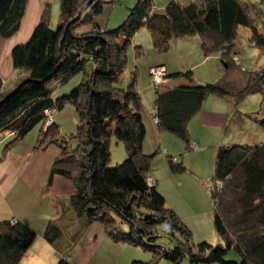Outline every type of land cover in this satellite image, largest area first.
I'll return each instance as SVG.
<instances>
[{"label": "trees", "instance_id": "16d2710c", "mask_svg": "<svg viewBox=\"0 0 264 264\" xmlns=\"http://www.w3.org/2000/svg\"><path fill=\"white\" fill-rule=\"evenodd\" d=\"M28 2L0 0V39H10L19 31ZM89 2L59 0L55 29L48 25L49 4H45L29 39L13 48V67L27 77L0 93V141L9 138L0 163L14 144L40 124L38 145L48 140V145L62 152L53 162L48 184L55 175L72 182L69 204L84 227L99 224L113 243L141 247L152 254L150 262L132 264H157L159 259L179 264L185 257L188 264H264V142L218 147L208 192L214 228L223 245L192 244L189 228L147 177L159 151L143 153L146 129L141 114L131 107L138 95L136 73L126 87L120 83L126 50L141 30L149 33L153 48L161 53L173 41L198 37L203 57H217L223 77L199 84L189 69L164 71L163 83L152 87L156 127L180 140L185 154L190 152L188 123L209 96L230 99L235 107L250 95L264 98V71L246 73L241 61L240 66L234 62L239 57L235 39L240 28L248 31L250 45L264 53V1L252 5L243 0H169L157 11L153 0H135L126 19L112 29L98 21L105 1ZM155 68L162 67L151 66L149 73ZM239 71L248 77L241 88L231 89L230 77ZM75 76L80 82L74 90L51 98L58 85ZM171 79L183 83L172 86ZM66 106L76 112V132L58 137L56 116ZM48 111L54 112V123L45 130ZM246 117L264 131V117ZM112 139L122 143L125 152L124 159L114 165L109 151ZM183 154L175 160L166 156L172 174L186 171L180 160ZM163 236L175 242L172 249L158 245ZM35 237L20 220L1 221L0 264H20ZM43 238L56 255L62 254L56 264H72L70 248L59 249L62 236L55 221L46 223ZM231 251L238 259L228 257Z\"/></svg>", "mask_w": 264, "mask_h": 264}, {"label": "crops", "instance_id": "0c3cea01", "mask_svg": "<svg viewBox=\"0 0 264 264\" xmlns=\"http://www.w3.org/2000/svg\"><path fill=\"white\" fill-rule=\"evenodd\" d=\"M168 1L153 0L155 10L161 11ZM43 2L42 0H37L36 3V0H32L33 12L31 17H28L26 15L30 4L29 0L19 31L10 39H0V93L9 92L27 77L25 72L14 69L11 53L15 46L24 44L29 39L40 20L45 6ZM123 15L124 12H119V16L123 17ZM136 37L137 35L133 43L137 41ZM196 39L191 38L173 42L175 45H181L182 48H185L196 41L199 44ZM210 58L214 57L204 58V60ZM160 66L169 74L182 72L187 69L192 71L190 66L184 65V63L176 65V68L175 66L168 67L165 64ZM201 71L205 74L199 77H194L192 71L195 83L202 84L205 82L204 80H208L209 74L207 73L206 75V70L201 69ZM204 75L206 76L204 77ZM234 75L236 73L230 79ZM179 83H183V81L181 79H171L168 82L172 86H176ZM73 84L60 87L57 94L66 93V90L71 88ZM139 100L140 98L137 95V98L131 102V107L141 114L146 129L143 153L148 155L157 149L159 151L150 162L147 177L151 182L155 183L159 192L164 196L167 206L173 209L182 220L185 219L187 221L190 215H193L191 214L192 206H197L196 194L200 191V183L196 175L188 170L191 163L187 160L188 168L185 165V172L181 174L171 173L166 156L177 158L183 154V143L174 136L158 130L152 120L154 101L148 111ZM58 122V117L56 116L57 125ZM251 127V122L245 114L240 112L238 107H235L232 100L209 96L203 102L201 110L188 123V134L193 149L186 154L191 152L197 155L204 154V157L207 158L215 155L218 147L233 144L232 142L237 139H239L240 143L261 141H257L254 138V134H249ZM255 128L256 126H254L253 131H256ZM32 133L34 132H29L21 142L14 144L0 163V222L20 220L35 232V240L21 262L31 259L38 264H56L58 261L57 253L54 247L43 238L45 227L40 229V225L45 224V222L37 219V198L42 200L52 197L57 191L59 183L67 180L55 175L51 178V184H48L52 163L58 156L52 148L53 146L48 145V140H45L40 146L38 145L39 131L38 134L35 133V138L32 137L34 135ZM5 138L0 141V155L2 152L1 147L3 148V145L9 139ZM37 146L40 148H37ZM186 154H183V159ZM121 156L123 157V155ZM190 193H193L195 197ZM71 217L74 218L75 215L72 213ZM76 225L78 230L74 238L70 237L71 243H66L62 237L60 242L62 246L59 248L61 250L70 248L69 253L72 264H92L90 260L92 250L95 253L97 245L105 241H108L114 247H129L126 244L113 243L105 234L104 228L99 224L95 223L89 227H84L82 221L78 218L76 219ZM71 240L74 241L72 242ZM81 240H84L82 244ZM133 258V255H129V261Z\"/></svg>", "mask_w": 264, "mask_h": 264}, {"label": "rangeland", "instance_id": "374dc122", "mask_svg": "<svg viewBox=\"0 0 264 264\" xmlns=\"http://www.w3.org/2000/svg\"><path fill=\"white\" fill-rule=\"evenodd\" d=\"M43 5L49 4L48 14H49V22L48 25H52L51 29H55L59 19V0H42ZM105 3L103 5V12L100 15L98 21L102 26H109V28H113L120 23H122L127 16V9L134 5L135 0H104ZM189 1V0H187ZM248 4L258 5L261 1L264 0H243ZM32 0H30V4L28 6L27 15L31 17V13L33 12V5L31 4ZM37 3V0H36ZM128 3V4H125ZM124 4V5H123ZM129 5V6H125ZM131 5V6H130ZM123 17L119 16V12H123ZM113 14V16H112ZM117 21V22H116ZM261 24L264 25V11L261 16ZM80 27L76 30H80ZM137 41H134L131 46L126 50V64L123 72V76H121L120 80L123 87H126L129 83L133 72L136 73V91L138 93V97L140 98V103H142L143 107L147 108L149 111V107L153 105L154 101V91L152 90V82L149 74V67L156 65L165 64L168 67L176 68V65L180 63H184V65H189L194 73V77L203 76V71L201 69L206 70L209 74L208 80H204V83H214L221 79L224 75L223 67L217 57L205 59L200 50L199 44L196 41L194 44L182 48L181 45H175L174 42L170 43L169 48L166 52L161 53L155 50L152 46L151 38L149 33L143 29L137 34ZM196 40L199 41L198 37ZM135 39V40H136ZM134 47H139L138 49H134ZM235 49L239 52V58L241 61L242 68L247 71L246 73H251L255 71H264V53L258 48L252 47L249 42V33L247 30L240 28L237 33V37L235 39ZM236 64V63H235ZM240 66V64H236ZM236 73V72H234ZM245 72H238L230 82L232 84L231 89L241 88L246 79L247 75H243ZM245 73V74H246ZM204 75V77L206 76ZM242 77H241V76ZM25 79V78H24ZM80 82L79 76H75L67 81L63 85H58V88L65 87L66 85L73 84V86L67 89L66 93H70L74 90L75 87ZM202 83V84H204ZM243 84V85H242ZM121 85V84H120ZM242 85V86H241ZM74 87V88H73ZM58 88L52 93V99H55V95H57ZM62 94V93H61ZM59 94V95H61ZM60 97V96H57ZM264 98L262 99L261 95H250L246 97L243 101L240 102L238 108L240 112L243 114L251 116H257L259 119L264 117ZM52 113L48 112L45 119V124L43 128L46 130L49 126L50 118L52 117ZM258 114V115H257ZM58 126L59 132L58 137H69L70 135L75 134L76 132V120L77 115L72 107H66L64 111L58 113ZM54 120H52V124ZM251 131L249 134H254V138L259 143L264 142V131H262L255 123H251ZM254 126H256L253 131ZM40 130V124H38L33 131L32 137L35 138V133L38 134ZM36 131V132H35ZM243 132V131H242ZM41 136V134L39 133ZM247 138V137H246ZM39 139V138H38ZM43 143V142H42ZM232 143H240L239 139L235 140ZM247 144L251 145L256 142L247 141ZM5 145V144H4ZM54 151H56V155L58 157L61 156V150L52 145ZM37 148H40L37 146ZM3 148L1 147V150ZM109 151H110V163L111 165L120 163L124 159V147L122 143H117L114 139H112L109 143ZM161 154V153H160ZM123 155V157L121 156ZM120 156V157H117ZM187 158L185 159V157ZM215 155L205 158L203 155H197L196 153L186 154L184 159L182 160L184 166L186 164V160L191 163V166L188 168L193 174L196 175L199 183H200V191L196 194V203L197 206H192V213L187 221L185 219H181L183 223L189 228L192 238V244H198L200 242H206L212 246H216L217 244L223 245L222 242L218 241V236L214 228L213 222V207L209 198V188L211 186L210 178L214 173V165H215ZM57 157V158H58ZM56 158V159H57ZM178 158V157H177ZM175 160L176 158H173ZM54 162V161H53ZM53 165V163H52ZM185 166V168H186ZM66 168V167H65ZM68 170H71L73 174H76V170L73 166H68ZM66 182V183H65ZM67 184V185H65ZM73 190L72 182L67 180L59 183V187L57 191L52 197H48L42 200H38L37 198V219L41 220V222H45V224L40 225V229L45 227L48 221H55L56 225L61 231V236L66 243L70 242V237H75V234L78 230V224L76 225L77 216L74 218L71 217L73 210L69 204V198ZM195 197L193 193H190ZM41 202V203H40ZM177 214V213H176ZM75 215V214H74ZM186 223H185V222ZM89 227V226H88ZM44 229V228H43ZM61 240V239H60ZM59 240V241H60ZM57 240V242H59ZM84 240H81V244ZM118 244V243H117ZM122 244V243H121ZM158 245L163 246L165 248L172 249L175 245L174 241H171L167 236H163L158 240ZM111 246V247H110ZM127 248V249H124ZM87 250V248H86ZM129 255H133V259L129 261ZM58 256L57 259L62 258L61 255ZM228 257H235L238 259L236 253L231 251L228 254ZM152 259V254L145 251L141 247H114L105 241L101 244H98L94 250H92V254L90 255V260L92 264H132L133 261H138L142 263L150 262ZM20 264H38L35 260H27L23 261ZM157 264H171L170 262L159 259ZM179 264H188L187 258H183Z\"/></svg>", "mask_w": 264, "mask_h": 264}, {"label": "built area", "instance_id": "2783aa9c", "mask_svg": "<svg viewBox=\"0 0 264 264\" xmlns=\"http://www.w3.org/2000/svg\"><path fill=\"white\" fill-rule=\"evenodd\" d=\"M234 62L239 65L240 64V58L235 57ZM149 74H150V78H151V82H152V87L158 86L161 83H163L164 70L162 68L151 69ZM48 112H51V111H48ZM53 114H54V112L52 113V117L49 119L50 120V122L48 123L49 125H52ZM152 120L156 124V120L154 119L153 116H152ZM151 183L153 184V182H151Z\"/></svg>", "mask_w": 264, "mask_h": 264}, {"label": "water", "instance_id": "95a60500", "mask_svg": "<svg viewBox=\"0 0 264 264\" xmlns=\"http://www.w3.org/2000/svg\"><path fill=\"white\" fill-rule=\"evenodd\" d=\"M91 1H93V0H90V2H91ZM90 2H89L88 4H90ZM86 7H87V6H85V8H86ZM85 8H84V9H85ZM84 9L79 13V15L84 11Z\"/></svg>", "mask_w": 264, "mask_h": 264}]
</instances>
